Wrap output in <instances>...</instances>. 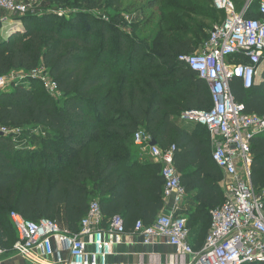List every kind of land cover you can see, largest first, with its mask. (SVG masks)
<instances>
[{"label": "trees", "instance_id": "1", "mask_svg": "<svg viewBox=\"0 0 264 264\" xmlns=\"http://www.w3.org/2000/svg\"><path fill=\"white\" fill-rule=\"evenodd\" d=\"M50 1L71 14L28 13L19 19L22 30L14 24L0 37V77L42 69L59 92L53 99L29 79L0 93V126L21 129L16 139L0 135V249L12 251L16 241L11 212L31 222L57 221L62 214L69 232L77 233L97 201L104 221L120 216L125 231L137 222L151 225L164 206V182L159 164L139 161L132 142L137 131L161 150L175 147L180 184L193 195L189 243L194 220L203 224L204 241L209 212L224 196L207 132L179 121L181 113L212 106L206 84L178 60L198 52L208 37H187L191 0L152 5L166 12L168 25L163 31L159 24L154 39L137 37L138 30L124 35L114 23L93 18L96 11L119 10V0ZM256 2L245 18H258ZM230 90L245 114L264 116V71L251 89L233 79ZM30 127L44 135L26 138ZM250 154L251 184L264 189V133L253 137Z\"/></svg>", "mask_w": 264, "mask_h": 264}, {"label": "built area", "instance_id": "2", "mask_svg": "<svg viewBox=\"0 0 264 264\" xmlns=\"http://www.w3.org/2000/svg\"><path fill=\"white\" fill-rule=\"evenodd\" d=\"M257 1L258 18L247 19L246 9L237 12L231 0H211L212 7L225 14L224 21L212 27L198 52L178 58L209 90L211 108L181 113L179 121L206 130L214 146L211 159L224 176V200L209 212L208 232L197 251L189 243L190 230L181 216L159 215L151 225H134L132 233L139 235L144 244L163 238L186 258L171 264H264V189H255L250 181L251 140L264 133V116L245 114L230 90L233 79H238L244 90L257 84L264 60V0ZM38 5L39 0H0V13L21 17L35 13ZM40 70L24 74L40 78L50 96L59 98L57 85L41 76ZM16 72L0 77V93L23 81L13 77ZM0 135L16 139L21 129L0 126ZM132 142L140 156H148L161 166L163 201L173 200L176 211L185 189L174 167L175 147L161 150L151 146V138L142 131L134 133ZM9 221L16 235L12 246L15 255L44 262L56 257L58 264H107L113 247L123 243L125 234L123 219L113 216L104 221L97 201L90 203L77 233L62 230L55 221L31 222L14 212L9 214ZM61 253L67 254L66 260H61ZM5 254L0 249V257Z\"/></svg>", "mask_w": 264, "mask_h": 264}, {"label": "rangeland", "instance_id": "3", "mask_svg": "<svg viewBox=\"0 0 264 264\" xmlns=\"http://www.w3.org/2000/svg\"><path fill=\"white\" fill-rule=\"evenodd\" d=\"M18 1H25V0H18ZM232 1V0H231ZM249 1V2H248ZM159 0H119L118 5H120L119 10H111L110 8L103 9L101 11H96L92 13L93 18L95 20H100L105 23H114L115 28L122 34L127 36H133L135 31L138 30L137 37L144 38L147 36H151L152 39L155 38V34L159 31V24L162 26V30L168 31V25L164 22L166 18V12H161L158 9V6L152 7L153 4H157ZM191 6L195 10V13H191L189 18L190 21H188V27L187 31H190L187 34V37L194 38L197 37L200 39V41H204V39L208 36L210 30L215 24L222 23L225 19V14L221 11H218V13L213 12L212 5L210 3V0H191L190 1ZM236 7L237 12H241L244 9H248L249 6L257 5L256 0H243V2L239 4H234ZM56 5H53L50 0H39V5L37 7L38 13H41L42 11H45L49 14L54 13L56 15L61 14L62 16H69L72 11L68 10L67 8H57ZM256 9V8H254ZM5 20V23H10V25L15 24L17 25L19 29L22 30V25L19 22L20 17L16 15H10L6 14L4 12L0 13V26L4 24L2 20ZM16 27L8 26L5 29L0 30L1 35L4 34V32L8 30H13ZM140 33V34H139ZM163 34H165L163 32ZM154 37V38H153ZM264 61V60H263ZM263 61L260 66V70L258 72L256 83L259 84L262 81V73L264 69ZM41 76H47L43 70L41 69ZM23 71H17L13 74V77L23 78V81L32 79L27 78L28 74H24ZM35 81H38L43 89L44 86L42 82L40 81V78L32 79ZM45 90V89H44ZM45 92L47 95H50L46 90ZM53 99H57L54 96H50ZM31 135H34L35 138L43 136L44 133L35 128L29 129L27 132ZM214 149V146L211 143L210 147V153H212ZM222 178H224L222 174ZM58 224V221H55Z\"/></svg>", "mask_w": 264, "mask_h": 264}, {"label": "crops", "instance_id": "4", "mask_svg": "<svg viewBox=\"0 0 264 264\" xmlns=\"http://www.w3.org/2000/svg\"><path fill=\"white\" fill-rule=\"evenodd\" d=\"M13 25L14 24L10 25L9 23L8 24L4 23L2 24V26H0V30ZM6 35H7V31L4 32V34L2 35L0 33L1 38H6L7 37ZM205 132L206 131L204 130V134L206 137ZM24 136L28 139L35 138L34 135H31L29 133H25ZM207 137H208V146L210 148L211 141L209 139V136ZM134 150L137 151V156L139 158V161L143 163L144 162L156 163L153 159H151L148 156H144V157L140 156L138 149L134 148ZM192 199H193V195H185L178 204L176 211L173 210L174 209L173 200L165 201L163 209L159 212L158 216L165 214L167 215L173 214L175 216L178 215L188 220L194 212V205ZM57 221L59 227L62 230L69 231L62 214ZM202 226L203 224L200 221L196 222L194 220V222H192L191 233L193 234L192 237L193 236L194 237L193 239H191L190 245L193 248V250L200 246L202 247L203 237H204V234H202V230H204ZM132 230L125 231V234L123 236V243L113 247L112 255L108 258L107 264H171L175 262L176 263L183 262L184 260H186V258L180 254L179 250L175 247L168 245L165 239L160 238L154 241L153 243L147 245L142 242V238L139 235L132 233ZM53 249L54 251H56V245L54 243H53ZM5 252L6 254L0 257V264H58L56 261V257L47 260V262H44L42 260L23 259L15 255L11 250ZM66 259H67V254L61 253V260L64 261Z\"/></svg>", "mask_w": 264, "mask_h": 264}, {"label": "water", "instance_id": "5", "mask_svg": "<svg viewBox=\"0 0 264 264\" xmlns=\"http://www.w3.org/2000/svg\"><path fill=\"white\" fill-rule=\"evenodd\" d=\"M248 2H249V1H248ZM150 145H151V146H155V145H156V142H155V141H152Z\"/></svg>", "mask_w": 264, "mask_h": 264}]
</instances>
